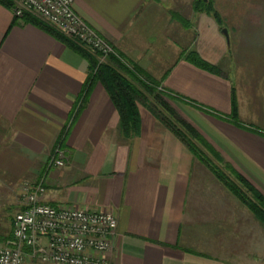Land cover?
<instances>
[{
	"label": "crops",
	"instance_id": "1",
	"mask_svg": "<svg viewBox=\"0 0 264 264\" xmlns=\"http://www.w3.org/2000/svg\"><path fill=\"white\" fill-rule=\"evenodd\" d=\"M250 2L211 0L218 18L197 0H76L74 9L176 101L209 155L264 195V5ZM89 75L79 53L0 3V197L9 190L13 202L22 182L42 181L50 204L112 210L108 264H263L264 224L242 199L148 101L126 137ZM59 143L66 164L50 167Z\"/></svg>",
	"mask_w": 264,
	"mask_h": 264
},
{
	"label": "built area",
	"instance_id": "2",
	"mask_svg": "<svg viewBox=\"0 0 264 264\" xmlns=\"http://www.w3.org/2000/svg\"><path fill=\"white\" fill-rule=\"evenodd\" d=\"M11 1L16 17L31 14L103 58L113 52L108 41L76 13V0ZM65 164L64 150L58 146L48 165ZM45 193L42 181L22 183L21 209L13 220L12 237L0 248V264H26L29 257L53 264H108L118 227L116 214L108 209L53 205L44 200Z\"/></svg>",
	"mask_w": 264,
	"mask_h": 264
},
{
	"label": "trees",
	"instance_id": "3",
	"mask_svg": "<svg viewBox=\"0 0 264 264\" xmlns=\"http://www.w3.org/2000/svg\"><path fill=\"white\" fill-rule=\"evenodd\" d=\"M0 3L9 8H12L13 6L11 0H0ZM199 4H205L207 12L213 11L211 0H197V5ZM197 9L202 10L201 7L198 8V6ZM213 12L214 16L218 18L216 12ZM22 18L46 30L88 61L90 67L88 81L89 87H91V84L95 82H100L109 92V95L120 116L121 131L126 137L132 138L138 134L140 128L138 100H143L141 102H145V98H147L149 106L154 109V112L157 113L163 121H165L167 126L172 129L179 138L187 142L195 156L202 160L205 158L203 156V151L200 150L193 141L201 140L195 127L185 119L177 116L175 109L163 100L165 95L159 89L158 83H156V81L151 77L147 76L144 71L131 63L127 64L123 62V60L115 54H112L108 58L107 62L99 64L97 58L93 54L87 52V50L82 48L76 42L68 39L39 18L31 14H25ZM190 60L203 69L218 72L216 66L208 64L194 53L190 55ZM125 73L130 74L133 80L126 77ZM231 117L233 119L237 118L235 96L233 97V111L231 113ZM217 174L219 177L224 179L229 187L233 188L236 195L243 199H247L251 207L255 209L257 215L264 221V195L252 187L250 183L247 182L240 174H238L237 177L238 181L244 184L245 189L248 191L247 193L245 192L244 187H241L233 181L225 178V176L222 173H219V171ZM257 202L260 204L257 205Z\"/></svg>",
	"mask_w": 264,
	"mask_h": 264
},
{
	"label": "rangeland",
	"instance_id": "4",
	"mask_svg": "<svg viewBox=\"0 0 264 264\" xmlns=\"http://www.w3.org/2000/svg\"><path fill=\"white\" fill-rule=\"evenodd\" d=\"M250 3H259V4H263L264 5V0H251ZM109 43V42H108ZM112 48H113V52L110 53L108 56L104 57L100 54V53H97V52H93V51H89L87 50V52H90L91 54H93L96 58H97V61L98 63H105L107 62L108 58L112 55V54H115L116 56H118L120 59L123 60V62L125 63H129L128 61L126 62L125 59H123V57L121 55H119V52L116 50V48L111 44L109 43ZM103 58V59H102ZM126 77H128L130 80H133L131 75L128 74V73H125ZM131 77V78H130ZM171 98V97H170ZM146 101H147V98H145ZM163 100L168 103L169 106H171L172 108H174V102L173 100L171 99H165L163 98ZM141 101L143 100H138V102L140 103ZM154 102V101H153ZM175 105H177L175 103ZM175 109V108H174ZM176 111V114L178 117L180 118H183V116L181 115V113L175 109ZM157 114V113H156ZM158 115V114H157ZM159 116V115H158ZM162 119V118H161ZM185 119V118H183ZM163 121V120H162ZM163 123L167 126V124L165 123V121H163ZM168 127V126H167ZM168 129L175 134V132H173L172 129H170L168 127ZM197 131V130H196ZM197 134L198 136L201 138L200 141L198 140H193L195 142V144L199 147L200 150L203 151V156L205 157L203 160L200 159V161L206 163L207 165H209L212 169V172L213 174L217 177V178H220V180L224 183V185H226L227 187H229L226 182L224 181V179H222L221 177H219V175L217 174V172L219 171V173H222L225 178L233 181L235 184L237 185H240L241 187H244V184L241 183V182H238V174L239 173H234V171L231 169V168H227L226 166L223 165V161L222 162H218L219 159L218 158H215L211 155H209L204 149L203 147L206 146V147H209L210 145H208L207 143H203V138L201 137L200 133L197 131ZM176 135V134H175ZM177 136V135H176ZM181 139V138H180ZM182 140V139H181ZM183 141V140H182ZM185 145H187L189 147V145L187 144V142H185ZM60 147L61 150H64L63 147H62V144L59 143V145H57L56 147ZM55 147V148H56ZM190 148V147H189ZM191 149V148H190ZM53 153V152H52ZM51 153V155H52ZM51 155H49V158H48V163H49V160L51 158ZM198 158V157H197ZM217 159V160H216ZM221 163V166L220 164ZM50 167H55V166H50ZM25 182V181H24ZM22 182V183H24ZM229 190L236 194L233 190V188L229 187ZM244 190L245 192L247 193V189H245L244 187ZM2 191L4 192V195H1L0 197V239H3L5 240L6 237H9L10 234H11V231H12V220H13V217H15L16 213L21 209V195H20V192H19V189L17 188L16 192H15V198H14V201L12 202L11 201V197H7V193H9V190H6V189H2ZM7 195V196H6ZM249 195L251 196V194L249 193ZM240 197V196H239ZM241 198V197H240ZM242 199V202L245 203L250 209L251 211L253 212V214L255 215V217L261 221L263 224H264V221L257 215V213L255 212V209H253V207H251V205L249 204V201L247 199ZM257 205H259L260 203H256ZM74 206H77V205H74ZM110 210V209H109ZM117 235V233H116ZM1 242V241H0ZM3 245L0 244V248L2 247ZM113 247H114V241H113ZM38 260V259H37ZM42 262V261H41ZM261 263V261L259 260L257 263ZM45 263V262H44ZM264 264V263H263Z\"/></svg>",
	"mask_w": 264,
	"mask_h": 264
},
{
	"label": "water",
	"instance_id": "5",
	"mask_svg": "<svg viewBox=\"0 0 264 264\" xmlns=\"http://www.w3.org/2000/svg\"><path fill=\"white\" fill-rule=\"evenodd\" d=\"M223 33H224L225 36L228 38V31H227V29H223Z\"/></svg>",
	"mask_w": 264,
	"mask_h": 264
}]
</instances>
